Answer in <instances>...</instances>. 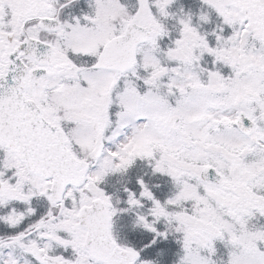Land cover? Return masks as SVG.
Masks as SVG:
<instances>
[{
	"label": "snow or ice",
	"instance_id": "6c2138e0",
	"mask_svg": "<svg viewBox=\"0 0 264 264\" xmlns=\"http://www.w3.org/2000/svg\"><path fill=\"white\" fill-rule=\"evenodd\" d=\"M170 239L264 264V0H0V264Z\"/></svg>",
	"mask_w": 264,
	"mask_h": 264
},
{
	"label": "trees",
	"instance_id": "16d2710c",
	"mask_svg": "<svg viewBox=\"0 0 264 264\" xmlns=\"http://www.w3.org/2000/svg\"><path fill=\"white\" fill-rule=\"evenodd\" d=\"M151 235L147 232H137L132 239L142 247L143 243H146L151 238ZM177 248L178 245L174 239L160 240L156 245L146 249L144 255L148 258L158 259L159 264H172L173 255Z\"/></svg>",
	"mask_w": 264,
	"mask_h": 264
}]
</instances>
